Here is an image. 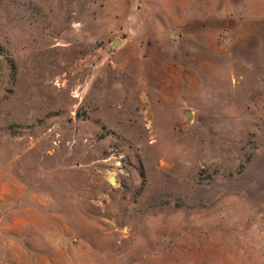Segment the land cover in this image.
I'll return each instance as SVG.
<instances>
[{"label": "rangeland", "instance_id": "rangeland-1", "mask_svg": "<svg viewBox=\"0 0 264 264\" xmlns=\"http://www.w3.org/2000/svg\"><path fill=\"white\" fill-rule=\"evenodd\" d=\"M0 264H264V0H0Z\"/></svg>", "mask_w": 264, "mask_h": 264}, {"label": "water", "instance_id": "water-1", "mask_svg": "<svg viewBox=\"0 0 264 264\" xmlns=\"http://www.w3.org/2000/svg\"><path fill=\"white\" fill-rule=\"evenodd\" d=\"M116 43V42H115Z\"/></svg>", "mask_w": 264, "mask_h": 264}]
</instances>
